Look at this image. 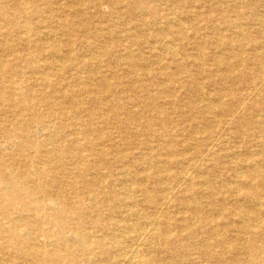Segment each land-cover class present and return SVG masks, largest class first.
Listing matches in <instances>:
<instances>
[{
	"label": "bare ground",
	"instance_id": "6f19581e",
	"mask_svg": "<svg viewBox=\"0 0 264 264\" xmlns=\"http://www.w3.org/2000/svg\"><path fill=\"white\" fill-rule=\"evenodd\" d=\"M193 1L198 5L174 0L170 12L150 0L108 1L114 7L125 3L133 15L151 12L139 22L142 31L146 25L166 26L143 39L133 26L122 30L130 41L126 56L115 60H123L132 77L117 91L115 76L90 69L113 47L93 41L80 19L87 7L99 12L102 0H0V264H264V154L232 157L224 166L219 156L231 153H216L214 146L232 126L238 135L247 130L261 136L264 147V7L260 12L250 0ZM184 16L193 24L185 25ZM222 28L234 34L226 36ZM178 42L191 44L195 54L178 57ZM134 45L149 47L164 66L155 72L142 60L137 67ZM207 45L230 49L211 51L215 69L205 65ZM85 46L94 50L89 58L80 53ZM217 67L227 72L214 78ZM86 68L96 88L84 81ZM239 79L237 92L222 85ZM206 83L216 90L206 91ZM180 88L191 100L184 107ZM137 90L151 93L144 104L155 114L145 121L128 106L143 101ZM177 109L202 145L191 146L193 153L181 154L169 144L161 146L164 155L157 146H135L137 156L117 142L103 146L113 141L103 122L127 131L143 126L147 135L158 130L155 125L160 136L172 128L181 134L188 127L173 123ZM202 121L205 129L196 131ZM201 131L206 133L196 137ZM203 157L211 164L204 166ZM244 164L247 172L238 170ZM232 169L234 183L224 176ZM173 206L181 208L180 215L170 213Z\"/></svg>",
	"mask_w": 264,
	"mask_h": 264
},
{
	"label": "rangeland",
	"instance_id": "374dc122",
	"mask_svg": "<svg viewBox=\"0 0 264 264\" xmlns=\"http://www.w3.org/2000/svg\"><path fill=\"white\" fill-rule=\"evenodd\" d=\"M102 1H103L102 5H101L102 7L99 9V12L96 11V9L92 6L87 7V8L85 7L87 9L86 13H84L80 17V19L82 18V20L86 23L87 27L91 28L92 33H90V36H91V39L93 41H95L101 45L108 43V45H111L110 47H113L112 50H114V51L112 53L111 49H110V51L107 54L102 56L103 61H100L99 63L93 60L92 66L90 67V69L93 71L96 70V72H92V71L91 72L94 74H97L98 76L102 74V75H105L111 79H113L115 76L116 79H118V81L121 83L116 87V90L120 91L123 89V84L128 83L129 80L131 79L130 77H132L131 73H128V70L126 67L127 65L122 63L123 60H120V62H117L115 60V56H119V55L121 56L123 54L125 55V53H126V51L124 49L125 43H129V41H130L129 39H127L126 32L125 31L122 32V30L124 28L133 26V28L132 29L130 28V29L133 30V32L135 33L134 35L136 37H141L143 39V38H146L145 34L148 35L149 33L157 32L163 28H166V26L161 25V24H164L163 22H161V24H154V25H148V26L144 25L145 27L143 29L146 30V32L142 31L139 28V25H141V24H139V22H142L144 17L150 18L152 16L151 12L145 10L144 14L133 15L131 12L126 10V4L125 3H118V5L116 7H114L112 4H109V2H108L109 0H102ZM178 1L179 2L185 1L186 4L188 2L189 3L193 2V3H197L196 5H198V3H199L197 1L194 2L193 0L192 1L191 0H178ZM150 2L155 4L158 7V9L160 11H163V12H170V11H173L175 9L174 8L175 7L174 0H150ZM182 4H181L180 8L185 9L184 5H182ZM249 4L253 8L258 7V10H260V12H261L263 10V7H264V0H250ZM55 5L60 6V1L55 3ZM198 8L200 10L204 11L205 14L210 13L209 10H206L205 7H198ZM66 13H67V11L59 9V14L66 16ZM172 15L173 14H170V16H172ZM97 20H99V21H97ZM136 21L138 22V25L135 24ZM182 21H185L184 23H186L185 25H187V26H190L194 22V20H192L191 18H189L187 16H184ZM216 22H218V21H216ZM250 23H249L248 27L251 30L253 29L252 32L254 33V35H256L258 32L255 31V26L252 24L250 25ZM177 24H178L177 21L169 23V25H177ZM205 24H206L205 22H201V25H205ZM135 25L138 27H134ZM222 29H224L223 33L226 36H228L230 34H234V31L232 29H227V30H225L226 28H222ZM110 30H114V33L110 34V32H109ZM201 31L204 32L203 34H205V35L211 34V30L209 28H203L202 27ZM3 33L7 34L6 30H2V36H3ZM78 35H80V34L76 33L75 35H73L72 36L73 39L79 37ZM60 38H62L61 40L64 43L67 40L68 36L64 35V36H61ZM151 40H152V37H150L148 39V41H150V43L153 42ZM118 43L123 45V48L120 45L119 46L116 45ZM19 45H20V42H19ZM22 46H23V44H22ZM134 47H136V49H134L135 50L134 54H137V55H135L133 57L135 59H139L138 56H140V62L137 63V64H139V65H137V67H139V68L143 67V65H142L143 61H144V64L146 61L149 63L148 65H144V67H147V68H149V70H152L155 72L161 66L162 67L164 66V62L158 63V60H157L158 58L155 57L156 52H153L152 50H150L149 47H147V46L146 47H141V46L139 47L137 45H134ZM177 47L179 50V56L178 57H183L185 54H189V53L195 54V51H196L193 49V46L191 44L186 46L187 48H184L178 42ZM205 51H206V56H207L206 62H205L206 67H208V68L213 67V69H215V66H213L211 64L212 60L209 59V57H211V53H212L211 51H214L215 53L222 54L223 52H226V53L229 52L230 49L228 47H224L222 49L215 50L214 47H212L211 45H209V46L207 45ZM93 52H94V50L90 49L88 46L82 47L80 50V53L82 54V56H84L86 58H89ZM154 57H155V59H154ZM127 59H128V57H127ZM169 59H170V57L165 59V60L169 61ZM165 63H167V62H165ZM187 63H188V68L190 70H192V72L195 71V65L193 64V60L187 59ZM128 67H129V65H128ZM239 67H242V65H240ZM170 68H172V69H170ZM170 68H169L170 70H173L174 66L170 67ZM143 69H141V72H143ZM70 71H72V70H70ZM214 72H215V74H213V77L216 78V76L218 77L219 74H222V73L225 74L227 71L225 70L224 67H221V68L217 67L216 71H214ZM81 74H82L84 81L88 82V80L90 78L89 77V75H90L89 68H86V70L82 71ZM64 75H66L68 77L70 75V72L67 71L64 73ZM135 79H137V78H135ZM151 80L155 81V84L162 82V81H160L161 80L160 78H155V79L152 78ZM240 81H241L240 79L236 80V81H234V80L233 81H226V82L224 81V83H222V85L226 89H228V87H230V88L233 87L234 91L237 92L238 88L236 89V87H239ZM90 83H92L91 80L87 83V85L89 87L91 86L92 88H96V86L94 84H90ZM135 83L138 84L139 81H136ZM204 89L206 91H209V92H213L214 90H216V88L213 84L210 85L207 83L204 85ZM112 91H113V89H112ZM134 91L135 90L129 91V92H124V93H127L126 95H129V94H132ZM177 92H178V95H180V96L182 95L180 97L179 102L182 103L183 107L185 106L183 104H186L188 101H191L189 94L185 93L184 88L183 89L180 88ZM183 93H185V94H183ZM121 94H123V92H121ZM135 94L140 96V98L143 99V101L139 102L138 104H136V103L132 104L130 102L128 104V106L139 111V114H138L139 119L142 121H145L146 116L149 117L150 115H153V113L155 114L154 110H152V109L150 110L144 104V102H146V99H149L148 97H149V95H151V93H148V92L145 93L144 91H138L137 90V92ZM106 95H107V97L109 96V98L112 96V94L110 96V92L108 90H105V96ZM86 105L91 106V102L88 101L86 103ZM182 111H187V108L185 107ZM182 111L177 109L176 112L174 111V113H173L175 115V117L178 118L177 120H174V122H173L174 124L178 125V123L180 122L182 127L183 126L188 127L186 129H183L182 130L183 132L181 134H179L178 132L176 133L174 128H172L171 131H169V134H165L163 136H160L159 132H158V130H160V128H159L160 126L155 125L154 126L155 129L156 130L158 129V130L156 132L154 131L155 133H150L149 135H147L143 126L142 127L139 126V129L136 130L135 126L132 125V128L134 129V131H132L133 129H131L130 131H127V127H123V126L118 127L113 121L112 122H103L101 124L104 125V133L111 134L112 139H113V141L112 140H104L103 146H112L113 143L117 142V144H115L114 146H119V147L121 146L126 152L136 150L135 154L137 156H141V154L138 153L139 149H137V147H135V146H157L156 151L161 152L164 155L167 151L164 148H161V146H168L169 144H171L177 150V152H180L181 154H187V155L191 154V153H193V151H195L194 147L191 148V146H202V145H198L197 142H199V141L195 140L194 136H192L195 129L188 126L189 121L188 120L183 121ZM192 112L194 113V111H192ZM256 113H259V111H257ZM203 129H205V127L203 126V121H202V123L196 127V131L197 130H203ZM234 130H236V128L230 126V128H228L224 132L223 142L222 143L218 142L214 145L216 153L220 152V151L223 153V152H227L228 150L231 153L230 156H228L229 158L226 155H221V157L219 156V161H221L224 166H228V163L230 162L229 160H231L232 157L235 159H238V158L248 157L251 154H255L256 156H258V151H260L259 153L264 154V150H262V148H264V147L261 145V141H260L261 136H258L259 137L258 138L257 135H255L253 133L248 134L247 130L246 131L243 130L246 133L244 132V133H241V135L240 134L238 135L237 133H233V132H235ZM206 131H201V132L197 133L196 137H198L200 135H204L206 133ZM144 140H146L147 143H145ZM129 146H131L130 149H129ZM154 151H155V149H154ZM203 160L205 161L204 166L211 164L210 159H206V157H203ZM119 166L120 165L118 163H115V165H114V167H116L117 169ZM142 166L143 165H140V168H142ZM170 168L172 170H176L177 167L175 166V164H173ZM239 168H238V170L244 171V172H247V170H248V167L245 164L239 165ZM224 172H225L224 176L226 177L227 181H229L230 183H234L235 177L232 175V172H234V170L232 169V170H228L227 172L226 171H224ZM194 173H196V172H194ZM148 182H150V180ZM222 196L223 195H220L219 198H221ZM142 206H144L146 208V210H150V207L148 208L147 205L143 204ZM180 210H181V208H178L177 206H173L170 209V213L173 216H178L181 214Z\"/></svg>",
	"mask_w": 264,
	"mask_h": 264
}]
</instances>
